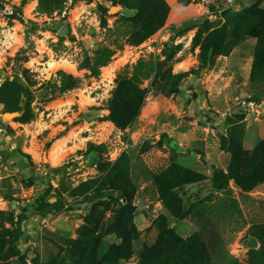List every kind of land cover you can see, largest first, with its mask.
Masks as SVG:
<instances>
[{"label": "rangeland", "instance_id": "rangeland-1", "mask_svg": "<svg viewBox=\"0 0 264 264\" xmlns=\"http://www.w3.org/2000/svg\"><path fill=\"white\" fill-rule=\"evenodd\" d=\"M254 8L264 12V0H0V88L17 77L33 93L30 124L69 92L81 100L72 107L77 119L106 110L112 124L108 136L94 133L81 158L37 177L46 153L35 167L21 150L0 148V264H22L7 235L48 188L60 212L47 215L57 214L47 224L38 215L23 225L19 249L28 264H142L193 238L209 264H264V31ZM211 33L219 52L206 41ZM39 40L46 46L38 51ZM62 73L75 79L68 92ZM134 75L141 93L131 104L140 99V117L156 119L136 145L140 117L126 130L108 120L119 79ZM1 100L6 129L21 114L5 117ZM176 104L187 114L172 135L165 124ZM92 147L99 153L90 160ZM233 152L245 185L225 180ZM14 166L21 169L10 172ZM30 179L44 184L30 186Z\"/></svg>", "mask_w": 264, "mask_h": 264}, {"label": "trees", "instance_id": "trees-1", "mask_svg": "<svg viewBox=\"0 0 264 264\" xmlns=\"http://www.w3.org/2000/svg\"><path fill=\"white\" fill-rule=\"evenodd\" d=\"M161 4L163 8H166L163 2H161ZM250 12L253 15V21L258 24L259 29L264 31V12L257 8L252 9ZM216 36V33H211L210 35L206 36V41L210 45V49L215 53L221 51V47H219V45L216 43ZM62 76H64L66 81L62 82L60 85L61 91L68 92L72 90L75 87L74 77L68 76L65 73H62ZM137 81L138 79L136 75H134L131 79H127L125 77L120 78L117 91L114 94V99L110 102V116L108 117V120H110L120 130H126L140 117L142 101L139 99L137 105L134 103L131 104L137 99L136 94L140 95L141 93V91L136 86ZM0 97L2 98L1 105L4 106V114H21L19 118L14 120L15 123L27 125L34 121L35 114L33 112L32 105L35 102V97L28 88L19 83L17 77L12 81H5V83L0 88ZM0 148L2 149L1 142ZM238 150L242 151V148H239ZM98 153L99 149L92 147L89 149L87 156H94L96 158ZM237 155L238 153L233 152L232 165L228 175L225 177V180H235L238 184L245 185L246 179L244 176L239 175V169L236 164ZM26 159L31 160V158L27 156ZM2 160L7 162L8 159L6 157H2ZM30 165L33 166L32 161L30 162ZM116 166L118 167L119 163ZM116 166L114 168L117 169ZM263 167L264 163L262 165V168ZM103 169L107 171L110 168L108 166H104ZM57 172H63V169L61 168ZM29 184L30 186H37L43 185L44 183L42 180L36 181L30 179ZM50 194L51 189L48 188L37 199L36 203L32 207L24 209L17 218L14 232L7 235L9 238L8 242L10 244V252L15 258H18L22 264H28L27 258L22 256V253L19 249V242H21L24 234L23 225L38 215L47 216L54 212H60L58 211L60 208V201L54 204L51 203L53 198L50 197ZM122 198L126 199L127 201L130 200L128 193L122 195ZM198 241V238L189 239L187 241L177 239L167 251L156 255L152 259H148L146 256L143 257L142 264H209L210 259Z\"/></svg>", "mask_w": 264, "mask_h": 264}, {"label": "crops", "instance_id": "crops-1", "mask_svg": "<svg viewBox=\"0 0 264 264\" xmlns=\"http://www.w3.org/2000/svg\"><path fill=\"white\" fill-rule=\"evenodd\" d=\"M39 43H41L42 45ZM44 43L46 44V42L43 40H39L37 42L38 51L41 48H45L46 45H44ZM112 66L106 69L109 70L110 68H112ZM62 70H64L65 72H71L69 71L71 69L68 68H62ZM76 95L77 94H75V92H69L47 103L41 113V119L37 122V126H35L34 124L21 125L12 121L7 122L8 128L5 129L6 136H4L6 146L4 145L2 148L7 152V154L12 155L15 154L18 150H21L24 154L30 156L33 166L37 167L40 163L39 160H41L39 159L41 157V154L46 153L48 157V163L43 164L42 168L39 167L38 169H35L36 171L35 173H33L35 177L39 175L41 176L44 172H50L53 169L62 167L65 164V161L71 156H75L76 159L81 158L83 154H81L80 151L84 150L89 141L94 139V133L100 131V135L105 134L108 136V130L105 128V126H111L112 124L104 120L105 117L108 116L107 111L100 110L99 112H97V110H91L87 112L89 115H87V119H85V116H81L79 119H77L80 115H77L75 111H73L72 107L76 104L81 107V100L77 99ZM92 100H94L95 102V108L102 105V103H98L96 101L97 99ZM179 107H181V105L178 106L176 104V106L174 107V112L168 118V123L165 124V127H167L168 130L172 132V135L175 134L177 130L183 127L184 118L187 114L186 110H182ZM71 110L72 113H70ZM57 111H60V113H62L61 117L51 119V112H55L56 115ZM144 116L148 117L147 119H144L143 116L140 117L137 122V128L132 136L134 145L146 140L148 136H150L149 133L151 132V125L156 123V119L151 112L149 113V115L145 113ZM76 120L80 121V123L75 124ZM146 123H148V125H146V127H143V124ZM109 131H111V128L109 129ZM87 132H90V134L88 136H84L83 133ZM45 143L48 144L46 145ZM48 145H50V147L46 149ZM159 154L161 153H157L155 155ZM195 157V160L197 159V161H199V158H197L199 156L197 155ZM86 158L92 160L94 159V156H86ZM150 161L153 162V166H156L158 164L157 157H155L154 160L150 159ZM15 162L18 163L19 161L15 159ZM21 162L25 164L27 163V160ZM3 166L4 164H1V167ZM8 169H10V172H17L21 168H19V166H14L13 168L9 167ZM24 171L28 172L30 175L33 172L32 168L29 167Z\"/></svg>", "mask_w": 264, "mask_h": 264}, {"label": "built area", "instance_id": "built-area-1", "mask_svg": "<svg viewBox=\"0 0 264 264\" xmlns=\"http://www.w3.org/2000/svg\"><path fill=\"white\" fill-rule=\"evenodd\" d=\"M162 39H164V36H162ZM187 71H188V68L186 66L180 67L178 70L179 73H186ZM4 136H6V130L0 127V137L4 138ZM47 176H49V174H47ZM50 178H52V176H50ZM56 217H57V214L53 216H41L40 220L42 221L43 224H47L48 222L55 219Z\"/></svg>", "mask_w": 264, "mask_h": 264}, {"label": "water", "instance_id": "water-1", "mask_svg": "<svg viewBox=\"0 0 264 264\" xmlns=\"http://www.w3.org/2000/svg\"><path fill=\"white\" fill-rule=\"evenodd\" d=\"M60 33H61V35H63L64 34V31H61ZM18 115H19L18 113H7L5 115V117L12 118V117H17Z\"/></svg>", "mask_w": 264, "mask_h": 264}]
</instances>
